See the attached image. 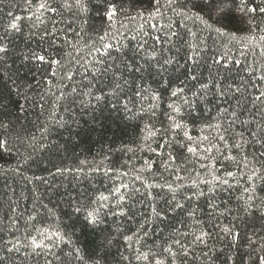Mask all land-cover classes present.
I'll list each match as a JSON object with an SVG mask.
<instances>
[{
	"label": "snow or ice",
	"instance_id": "6c2138e0",
	"mask_svg": "<svg viewBox=\"0 0 264 264\" xmlns=\"http://www.w3.org/2000/svg\"><path fill=\"white\" fill-rule=\"evenodd\" d=\"M4 156L0 264H264V0H0Z\"/></svg>",
	"mask_w": 264,
	"mask_h": 264
},
{
	"label": "trees",
	"instance_id": "16d2710c",
	"mask_svg": "<svg viewBox=\"0 0 264 264\" xmlns=\"http://www.w3.org/2000/svg\"><path fill=\"white\" fill-rule=\"evenodd\" d=\"M7 10V9H5ZM20 43H23V38H20ZM106 138L111 135V131L107 132ZM106 142V140H105ZM60 143H63V140L60 141ZM101 141L99 137L96 135V133H92L90 137H87L83 143L77 145L74 149H70L67 153H60L58 156L55 157L54 162L58 163L60 158H63V162L65 164L75 163V159L73 158V152L81 153V157L83 158V155H89V158H91V155L95 154L96 150H98L101 147ZM91 150V153H89L87 150ZM15 157H7L4 156L3 158H0V166H8V165H14L15 164ZM51 167V166H49ZM16 179L11 173L9 174L8 180L12 181ZM61 180L60 177L56 178V182L59 183ZM5 184V178L0 177V189L3 188ZM115 249H113V253H115Z\"/></svg>",
	"mask_w": 264,
	"mask_h": 264
}]
</instances>
